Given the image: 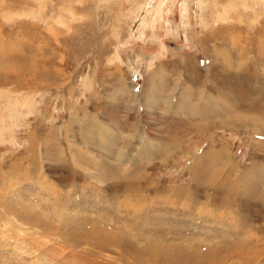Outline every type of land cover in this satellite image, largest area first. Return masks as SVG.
I'll list each match as a JSON object with an SVG mask.
<instances>
[{"label": "rangeland", "instance_id": "374dc122", "mask_svg": "<svg viewBox=\"0 0 264 264\" xmlns=\"http://www.w3.org/2000/svg\"><path fill=\"white\" fill-rule=\"evenodd\" d=\"M0 264H264V0H0Z\"/></svg>", "mask_w": 264, "mask_h": 264}]
</instances>
